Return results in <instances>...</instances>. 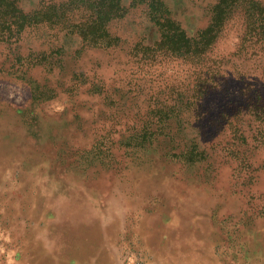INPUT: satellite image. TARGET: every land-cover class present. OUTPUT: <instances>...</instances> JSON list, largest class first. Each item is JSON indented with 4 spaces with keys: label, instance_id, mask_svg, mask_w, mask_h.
Here are the masks:
<instances>
[{
    "label": "rangeland",
    "instance_id": "obj_1",
    "mask_svg": "<svg viewBox=\"0 0 264 264\" xmlns=\"http://www.w3.org/2000/svg\"><path fill=\"white\" fill-rule=\"evenodd\" d=\"M168 2L189 36L209 25L214 0ZM131 4L113 48L0 33V264H264V42L240 10L204 53Z\"/></svg>",
    "mask_w": 264,
    "mask_h": 264
},
{
    "label": "trees",
    "instance_id": "obj_2",
    "mask_svg": "<svg viewBox=\"0 0 264 264\" xmlns=\"http://www.w3.org/2000/svg\"><path fill=\"white\" fill-rule=\"evenodd\" d=\"M12 2V10H5V14L0 18V33L6 36L5 41L9 42L11 39L18 41L23 32L42 23L54 27L61 25L74 28L92 45L107 46L105 48L116 46V41L108 43L106 39L110 36V24L122 18L124 8L121 6V0H65L61 4L44 5L39 10L28 14L22 11L18 1L12 0ZM131 6H145L150 23L158 27L164 38L184 42L190 49L201 45L204 53L210 50L227 22L240 10H244L245 16L251 18L253 38H256L258 42H264V0H214L210 6L209 25L194 37L189 36L183 23L175 18L168 0H132ZM52 8H64L68 18L63 22L53 23L48 15V10ZM39 16L42 18L36 20ZM115 40L119 41L120 38L115 37ZM257 108L263 110L264 103L259 102ZM259 114L263 122L259 127H263V131L261 132L258 127V134L261 133L264 138V111ZM255 138L257 139L258 136L256 135Z\"/></svg>",
    "mask_w": 264,
    "mask_h": 264
}]
</instances>
